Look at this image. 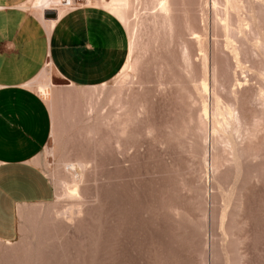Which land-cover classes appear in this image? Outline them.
Listing matches in <instances>:
<instances>
[{
    "label": "rangeland",
    "instance_id": "obj_1",
    "mask_svg": "<svg viewBox=\"0 0 264 264\" xmlns=\"http://www.w3.org/2000/svg\"><path fill=\"white\" fill-rule=\"evenodd\" d=\"M172 1L175 23L162 27L174 33L151 0H129L127 68L105 85L74 86L49 62L30 84L36 93L37 84L51 87L41 97L51 135L36 166L54 198L20 212L16 238L0 240V264H264V50L254 45L264 42V0H238L228 14L238 59L252 67L247 83L223 45L221 2L218 12L212 0ZM183 11L206 38L204 66L192 48L188 72ZM201 78L239 124L217 117L224 131L211 133V118L200 119Z\"/></svg>",
    "mask_w": 264,
    "mask_h": 264
},
{
    "label": "crops",
    "instance_id": "obj_2",
    "mask_svg": "<svg viewBox=\"0 0 264 264\" xmlns=\"http://www.w3.org/2000/svg\"><path fill=\"white\" fill-rule=\"evenodd\" d=\"M30 0H0V240H14L20 212L54 198L36 159L49 142L52 118L30 84L49 62L68 83L97 87L126 62L129 41L102 0L65 11L47 29ZM46 13V12H45ZM44 13V14H45ZM45 17V16H44Z\"/></svg>",
    "mask_w": 264,
    "mask_h": 264
},
{
    "label": "bare ground",
    "instance_id": "obj_3",
    "mask_svg": "<svg viewBox=\"0 0 264 264\" xmlns=\"http://www.w3.org/2000/svg\"><path fill=\"white\" fill-rule=\"evenodd\" d=\"M32 0H30L29 1V3L28 4H30V6L33 8V10L35 11V13L39 16V18H40V20L42 21V23L45 25V27L47 28V29H49L53 24H54V20H47L45 17H44V13L45 12H47V11H54L55 13H56V18H58V17H60L65 11H68V9L67 8H65L64 7V5L62 4V1L61 0H34V1H32ZM128 2H129V0H102V2H101V7L102 8H104L106 11H108V12H110L112 15H114L120 22H124V20H125V10H126V8H127V6H128ZM151 2H152V4L153 5H151V3H150V5L151 6H153V8H154V11L157 13V14H154L155 16L156 15H159L158 17H160L161 18V22L162 23H160V24H162V25H160L159 23H157L158 22V20H160V18L158 19V17H156L155 19H158L157 21H156V24H159L161 27L163 26V21H166V22H168L169 21V23L171 24V21H173L175 18H173V17H175V15L174 14H177L176 13V11L174 12V6L172 5V3L171 2H173L172 0H151ZM220 2H221V4H220ZM238 0H221V1H219V3H218V0H212V8H216L217 6H218V4H220L218 7H221V8H224V14L223 13H221V15H222V17L224 16V18L222 19L221 17L219 18V15L217 16L218 18H219V20H217V22L219 21V22H221V26H222V31H221V33H222V39H224L223 41H224V48L226 49V51H228L229 53H230V55L232 56V58L234 59V61H235V65H236V69L237 68H239V69H241L242 71H241V76H242V74H244V76L242 77V80L245 82V83H247L248 82V80H247V73H248V71L249 70H251V68L252 67H249L250 69L249 70H246V67L244 68L242 65V63H240V61H239V59H238V55H240V54H238V52H237V47H235L234 45L236 44L237 45V43H234V45H233V42H235V40L237 39V37L236 36H234L233 35V33L231 32L232 30H234L233 29V27H232V25H234L233 24V22H231L233 19H231L230 18V15H228L229 14V12L230 13H232L233 15H235L236 16V13L238 12V10H239V6H238ZM92 3L90 2L89 4H88V6H90ZM174 4V3H173ZM174 5H176V4H174ZM204 5H205V3H204ZM29 6V5H28ZM176 7V6H175ZM217 7V8H218ZM220 8V9H221ZM242 8V7H241ZM128 9V8H127ZM151 9H152V7H151ZM219 8L218 9H216V10H218V12H219V10H220ZM215 10V9H214ZM222 10V9H221ZM127 11V10H126ZM178 11H181V10H178ZM241 11V10H240ZM184 12V11H183ZM222 12V11H221ZM180 13H182V11L180 12ZM153 14V13H152ZM186 13L184 12V15H185ZM220 14V13H219ZM172 15H174V16H172ZM187 15V14H186ZM186 15L184 16V18L186 17ZM215 15V14H214ZM155 16H153L152 15V17H155ZM183 15L181 14V19L183 18L182 17ZM228 16H229V18H228ZM232 16V15H231ZM173 19H172V18ZM203 17V16H202ZM201 17V20H203V18ZM183 18V19H184ZM189 18V17H188ZM188 18L186 17L185 18V22L183 21V19H182V21L184 22V24H183V22H182V24H183V28H181V29H183L184 30V34H183V36L180 34V38H179V40L178 41H180V45L179 46H182V47H180V64H181V67L186 71V72H188V70H190V71H192L193 69H192V62H191V59H192V57H193V55L195 54V52L197 51V52H199L198 54V56H199V60H200V62L202 61V63H200L202 66H204V64H205V49H203L202 47H204L205 48V45H203L202 43H203V41H205L206 40V38L204 37V38H202L203 36H204V34L203 33H205V32H202V34H199L200 32H197V31H195L194 30V26H190V24L191 23H187V21H188ZM216 18V17H215ZM237 17H235V19H236ZM238 18H239V16H238ZM237 18V23H238V29L239 30H241V28H243L242 26H243V24H242V22L240 21V19H238ZM241 18V17H240ZM163 19V20H162ZM170 19H171V21H170ZM243 19V18H242ZM153 20H154V18H153ZM200 20V19H199ZM213 20H214V18H213ZM216 20V19H215ZM236 21L234 20V22H235V24H236ZM245 21H247V20H245ZM160 22V21H159ZM188 22H191V21H188ZM201 22V21H200ZM173 23H175L174 21L172 22V24ZM204 22L202 21V23H201V25L203 24ZM214 23V22H213ZM244 23V22H243ZM246 24H247V22H245ZM166 23L164 22V25H165ZM168 24V23H167ZM166 24V25H167ZM215 25L214 26H216L217 27V23L215 22L214 23ZM166 25L164 26V27H166ZM169 25V24H168ZM200 25V26H201ZM203 25H205V24H203ZM203 25H202V27H203ZM171 26V25H170ZM237 26V25H236ZM235 25H234V28H237ZM249 26V25H248ZM247 26V27H248ZM164 27H162V28H164ZM167 27H169V26H167ZM165 28V29H169V28ZM201 27V28H202ZM232 27V29H230ZM170 28H172V31H171V29L170 30H168L169 32L171 31V32H173L174 33V27H170ZM205 28V27H204ZM215 28V27H214ZM219 28V24H218V27H217V29ZM248 29V28H247ZM204 30V29H203ZM221 29H219V31H220ZM236 30V29H235ZM245 29H243V31H244ZM199 31V30H198ZM238 31V30H237ZM232 34H231V33ZM239 34H240V32H238ZM171 35H172V33H170ZM187 34H189V35H191V36H193L191 39H189V40H187L188 39V36L185 38V36L187 35ZM241 34H243V33H241ZM240 34V35H241ZM174 35V34H173ZM245 35V34H244ZM190 37V36H189ZM214 37V36H213ZM233 37H236V39L235 38H233ZM246 37V36H245ZM254 38V37H253ZM204 39V40H203ZM214 39H215V37H214ZM235 39V40H234ZM257 40V39H256ZM216 41V40H215ZM222 41V40H221ZM237 41V40H236ZM255 41V40H254ZM259 41V40H258ZM257 41V44L255 43L254 45H258L259 47H257V49L259 48L260 49V47L264 50V46H262V44H264V42L262 43V44H260V42H258ZM221 43V42H220ZM223 43V42H222ZM222 43H221V45H222ZM206 44V43H205ZM222 45V46H223ZM221 46V47H222ZM254 47V46H253ZM192 48H194L196 51H193V49ZM223 48V47H222ZM254 48H256V47H254ZM258 49V50H259ZM262 49H260L261 51H263ZM182 51V52H181ZM205 51V52H204ZM238 51H239V49H238ZM129 52V51H128ZM204 53V54H203ZM207 53V52H206ZM240 53V52H239ZM129 54V56H127V57H130V53H128ZM231 56H229V57H231ZM240 57V56H239ZM227 58V57H226ZM231 58V59H232ZM206 59H207V57H206ZM129 60H127V62H128ZM227 61H228V59H227ZM226 61V62H227ZM229 62V61H228ZM231 63H232V61H230ZM125 64H126V62H125ZM207 64V63H206ZM226 64V63H225ZM229 65H231L230 63H229ZM229 65L227 66L226 65V68H229ZM234 65V64H233ZM234 65V66H235ZM214 66V65H213ZM233 67V66H232ZM243 67V68H242ZM125 68H127V66L126 65H124V67L122 68L123 70L125 69ZM204 69H206V67H203ZM213 68V67H212ZM231 68V67H230ZM234 68V67H233ZM192 69V70H191ZM213 69H215V67L213 68ZM232 69V68H231ZM235 69V70H236ZM248 69V68H247ZM228 70V69H227ZM207 71V70H206ZM206 71H204V72H206ZM237 71V70H236ZM203 72V73H204ZM214 72V71H213ZM239 72H240V70H239ZM250 72V71H249ZM214 73H216V72H214ZM122 74V73H121ZM206 74V73H205ZM227 74V73H226ZM245 74H247V75H245ZM204 75V74H203ZM213 75V74H212ZM228 75V74H227ZM234 75V74H233ZM236 75V74H235ZM205 77H206V75H204ZM258 76H259V74H258ZM211 77V76H210ZM203 78V77H202ZM201 78V79H202ZM213 79H215V77H214V75H213V77H212ZM206 79V78H205ZM205 79H202L201 80V82L198 84V86H199V89H200V92L203 94V98H202V105H201V114H200V119H202V121H207V120H210V118H211V120L213 121L212 122V128H210L211 129V133L212 134H216L217 133V131L219 130V132H221V130L220 129H222L223 131H224V127H222L225 123L227 124V122L228 121H230V122H232L233 123V125L234 124H239L240 123V117L238 116L239 114H237V113H235V109H233L232 108V106H230V105H224V103H222V101L220 100V98L217 96V94H215L214 93V89H212V90H214V91H212V92H210L211 90L210 89H208V87H207V84H206V80ZM217 81V80H216ZM215 81V82H216ZM234 81H235V83H234ZM234 81H233V83L235 84L234 86H236V87H241V86H243L242 85V83H243V81L242 82H240V80L239 79H237V76H235L234 77ZM219 82V81H218ZM217 83V82H216ZM218 84V83H217ZM221 84V83H220ZM219 84V85H220ZM224 84V83H223ZM218 85V86H219ZM216 86V85H215ZM222 87H223V85H221ZM103 87V86H102ZM220 87V86H219ZM221 87V88H222ZM196 88H198V87H196ZM216 88V87H215ZM36 89H37V93L40 95V97H43L45 100H48V98L50 97V91H51V87H50V84L49 83H46V84H37V86H36ZM260 91H262V90H260ZM233 95H234V93H233ZM259 95H261V92H259ZM210 97L211 98V96H212V101H211V104H212V110L211 111H208L209 109L207 108V104L208 103H206V101H207V98L206 97ZM206 98V99H205ZM236 99V98H235ZM249 103V102H248ZM209 107V106H208ZM211 112V113H210ZM217 117H221V122H222V120H224L223 122H225V120H227V118L226 117H228V120H227V122H225V123H223V124H221L217 119H219V118H217ZM222 117H224L223 119H222ZM226 118V119H225ZM207 123V122H206ZM205 123V124H206ZM232 123H229V124H231L232 125ZM219 124V125H218ZM225 124V125H226ZM216 125H218V128L216 127ZM228 125V124H227ZM226 127V126H225ZM228 127H230V126H228ZM226 130V129H225ZM222 131V132H223ZM206 161V159L204 160V162ZM212 161V160H211ZM210 161V162H211ZM207 162H205V164H206ZM212 163V162H211ZM207 165V164H206ZM70 166H72V165H70ZM212 166V165H211ZM210 169H212V167L210 168ZM76 212V211H75Z\"/></svg>",
    "mask_w": 264,
    "mask_h": 264
},
{
    "label": "built area",
    "instance_id": "obj_4",
    "mask_svg": "<svg viewBox=\"0 0 264 264\" xmlns=\"http://www.w3.org/2000/svg\"><path fill=\"white\" fill-rule=\"evenodd\" d=\"M68 11H75L87 7L91 0H61ZM54 12V11H53Z\"/></svg>",
    "mask_w": 264,
    "mask_h": 264
},
{
    "label": "water",
    "instance_id": "obj_5",
    "mask_svg": "<svg viewBox=\"0 0 264 264\" xmlns=\"http://www.w3.org/2000/svg\"><path fill=\"white\" fill-rule=\"evenodd\" d=\"M44 16L47 19H53V18H55V14H54L53 11H47Z\"/></svg>",
    "mask_w": 264,
    "mask_h": 264
}]
</instances>
